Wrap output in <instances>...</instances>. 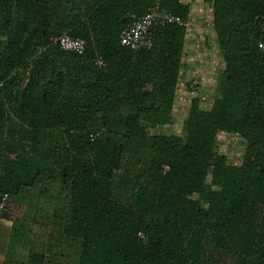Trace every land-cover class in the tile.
I'll return each instance as SVG.
<instances>
[{
    "label": "trees",
    "instance_id": "obj_1",
    "mask_svg": "<svg viewBox=\"0 0 264 264\" xmlns=\"http://www.w3.org/2000/svg\"><path fill=\"white\" fill-rule=\"evenodd\" d=\"M204 2L225 68L181 138L149 130L172 120L190 4L165 0L185 24L153 26L134 51L121 31L154 0H0V192L57 185L52 217L78 264H264V0ZM66 33L83 54L53 44ZM220 132L243 139L240 164L218 151ZM28 166L33 182L12 181Z\"/></svg>",
    "mask_w": 264,
    "mask_h": 264
},
{
    "label": "rangeland",
    "instance_id": "obj_2",
    "mask_svg": "<svg viewBox=\"0 0 264 264\" xmlns=\"http://www.w3.org/2000/svg\"><path fill=\"white\" fill-rule=\"evenodd\" d=\"M189 4L191 15L187 21V43L172 120L169 125L157 130H149V134L176 135L185 138L192 99L198 98L201 107L207 110L219 96V77L225 68V60L215 30L214 9L204 0H192ZM217 149L228 157L230 163L240 164L245 152V144L237 134L220 132ZM12 158L15 162L17 157L13 155ZM25 168L27 169L22 174H18L19 169L16 170V176L14 175L12 181L21 179L33 182L32 167ZM46 188L45 185L36 184L33 188L13 196L18 206L16 205L14 216L9 215V211L6 216H2L4 223L0 224V254L7 252L13 234L12 246L9 249V251L12 249L11 258L29 260L34 252L45 253L49 257L54 255L58 258L63 254L65 255L63 264H78L80 244L64 239L61 235L60 221L52 217L56 209L64 210L65 201L62 200V196H58L57 185ZM14 228L16 232L13 233ZM52 260L58 264L60 262L54 257Z\"/></svg>",
    "mask_w": 264,
    "mask_h": 264
},
{
    "label": "built area",
    "instance_id": "obj_3",
    "mask_svg": "<svg viewBox=\"0 0 264 264\" xmlns=\"http://www.w3.org/2000/svg\"><path fill=\"white\" fill-rule=\"evenodd\" d=\"M164 1L165 0H154L151 11L140 16H135L133 22L122 29L120 34L122 45L134 51H139L144 47L150 46L148 35L153 26L157 24L160 26L185 24L184 20L179 15L163 8ZM53 44L57 45L63 51L77 54H83L86 50V43L82 39L75 38L68 33L53 38ZM97 63L101 66L103 61L99 59ZM10 200V193L0 192V219Z\"/></svg>",
    "mask_w": 264,
    "mask_h": 264
},
{
    "label": "crops",
    "instance_id": "obj_4",
    "mask_svg": "<svg viewBox=\"0 0 264 264\" xmlns=\"http://www.w3.org/2000/svg\"><path fill=\"white\" fill-rule=\"evenodd\" d=\"M181 1L183 3H185V4H189L192 0H181ZM11 199H13V201L12 200L9 201V203H8V205L6 207V210L10 212L9 215H11V216L13 215L14 216V214L16 212V205L18 206V204L15 203V197H13ZM4 215L6 216V213ZM2 219H3V217L0 219V224L4 223V221ZM14 227H15V224H14ZM12 230H13L12 231L13 233L16 232L15 228L12 229ZM12 237H13V234H12ZM12 237H11V241H10V244H9V248L7 249V252L6 253L2 252V254H0V264H3L4 260L10 257V254H11L12 249L10 251H9V249H10V246H12V243H11L12 242ZM24 243H25V241H24ZM20 244L22 245V243H20ZM15 247H16V245H15ZM7 255H9V256H7Z\"/></svg>",
    "mask_w": 264,
    "mask_h": 264
}]
</instances>
